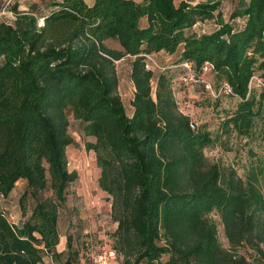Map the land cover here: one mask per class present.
<instances>
[{
	"label": "trees",
	"instance_id": "16d2710c",
	"mask_svg": "<svg viewBox=\"0 0 264 264\" xmlns=\"http://www.w3.org/2000/svg\"><path fill=\"white\" fill-rule=\"evenodd\" d=\"M228 1L224 17L220 0H50L42 14L2 1L12 21L0 22V198L23 182V216L13 222L0 211V264L60 255L58 211L76 179L66 168L68 116L94 139L84 149L94 154L97 187L111 198L112 247L122 264H247L241 245L264 260V162L257 159L244 178L207 164L203 149L212 138L189 127L173 93L171 69L183 74L182 63L203 89L211 77L212 102L234 101L224 132L255 136L264 149V0ZM208 21L212 30H193ZM158 52L172 59L153 74L144 57ZM124 56L133 58L130 116L113 65ZM254 76L263 88H250ZM223 84L228 93L218 92ZM27 198L33 204L24 216Z\"/></svg>",
	"mask_w": 264,
	"mask_h": 264
},
{
	"label": "rangeland",
	"instance_id": "374dc122",
	"mask_svg": "<svg viewBox=\"0 0 264 264\" xmlns=\"http://www.w3.org/2000/svg\"><path fill=\"white\" fill-rule=\"evenodd\" d=\"M29 1L26 0V2ZM33 1H35L33 6L37 11L41 14L44 13L43 2L46 0ZM39 13L36 14L39 15ZM11 21V13L0 14V22L11 23ZM213 23L215 24V22H211L210 30L214 28ZM107 45L111 48H117L113 41H108ZM156 64L159 66L167 65L157 62ZM113 65L117 72L116 76L119 75V78L124 76L127 70L126 62L117 63L114 61ZM145 68L151 70L153 74L159 70H153L150 66H145ZM171 70H176L173 93L178 111L190 117L194 129H202L208 132L212 138V144L203 149V157L207 164H215L222 171L232 169L237 176L244 178L247 172L253 168L257 159L264 162V149L255 136L247 139L240 138L229 134V132H224L221 127L222 117L233 106V100L223 97L217 103L212 102L208 97L209 93H206L201 85H197L195 82L196 85H188L192 82L189 78V72L183 71L182 74V71H178L176 68ZM122 79L125 80L123 77ZM179 79L182 81L181 84ZM203 81L213 89L211 77L206 76ZM153 86L154 82H152V91ZM249 86L254 89L263 88L260 79L256 76L251 79ZM123 105L127 110L125 101ZM67 134L72 139V143L65 148L66 168L68 172H75L76 179L69 184L65 202L58 211L57 232L59 238L56 252L60 255L54 260L43 258L42 264H64L68 260H72L73 264H93L94 258L99 252L104 250L114 252L112 234L116 228V223L112 221L110 216V196L97 187L99 169L95 164L94 154L92 151L84 149V144L93 142L94 139L83 136L82 124L70 116H68ZM22 189L23 182H17L6 198H0V211H3L7 219L13 222L23 216L18 206ZM44 196H49V192H46ZM32 204V200L25 199L23 203L24 216H27ZM206 218L215 225L217 241L220 246L227 249L228 244L223 235L218 215L215 212H210ZM67 237L69 238L68 248L65 246ZM236 251L244 256L247 264H264V260L257 257L254 251L246 245L239 246ZM164 258L162 257V260ZM107 264H122V257L114 252Z\"/></svg>",
	"mask_w": 264,
	"mask_h": 264
},
{
	"label": "crops",
	"instance_id": "0c3cea01",
	"mask_svg": "<svg viewBox=\"0 0 264 264\" xmlns=\"http://www.w3.org/2000/svg\"><path fill=\"white\" fill-rule=\"evenodd\" d=\"M1 1H3V0H0V2ZM49 1L46 0L45 2H43V6H45L46 3H48ZM134 1H140V0H134ZM190 1L195 3L198 1H202V0H190ZM34 2L35 1H33V0L32 1L30 0L29 2H26V0H18V3H19L18 9L21 11L26 10L28 7L33 6ZM231 5L233 6V4L229 3L228 0H225L224 2L222 0H220V10H221V14L223 17L225 16L226 11L229 10L230 7H232ZM211 22L212 21H208L207 24H200V25L198 24L195 27H193V30L196 33L208 32V30H210ZM212 26H214V23ZM150 56L157 63L170 64V61L172 59V57H168L165 54H163L162 52L151 54ZM132 59L133 58L130 56H124V57L116 60L117 63L126 62V64H127V70H126L124 76H122L123 78H125V80H123L121 76L119 78V75H118V77L116 76L117 77V94L120 98L121 104H122V106L125 110V114L127 116H130V114H131L130 101L132 100V95H133V91H134L131 80L129 79L130 64H131ZM122 64H125V63H122ZM115 74L117 75L116 70H115ZM124 101L127 103V110L125 109V107L123 105Z\"/></svg>",
	"mask_w": 264,
	"mask_h": 264
},
{
	"label": "built area",
	"instance_id": "2783aa9c",
	"mask_svg": "<svg viewBox=\"0 0 264 264\" xmlns=\"http://www.w3.org/2000/svg\"><path fill=\"white\" fill-rule=\"evenodd\" d=\"M5 13H8V12H7L6 10H4V9H2V10L0 11V14H5ZM38 24H40V20H39ZM144 59H145V66H146V67H147V66H150V68H151V69L153 68V70H154V69H157V70L160 69L159 66H158V64H156V62L152 59V57H151L150 55H146V56L144 57ZM180 67L183 68L184 70H186L187 72L190 71V66H189V64H187V63H182V64L180 65ZM206 70H207V67L205 66V67L203 68V71H206ZM189 78H190V80H191L192 82H198L197 80H195V79L192 77V75H191L190 73H189ZM183 80H184V79H183ZM204 89H205V90H208L211 94H213V93H212V90H211V88H210V86H209L206 82H204ZM218 92L228 93V92H229V87H228L227 85L223 84V85L219 88ZM218 92H217V93H218ZM189 127H190L191 129H193V125H192V124H190ZM113 255H114V252H111V251H105V250H104V251H101V252H99V253L95 256L93 264H107L108 261L113 257Z\"/></svg>",
	"mask_w": 264,
	"mask_h": 264
}]
</instances>
